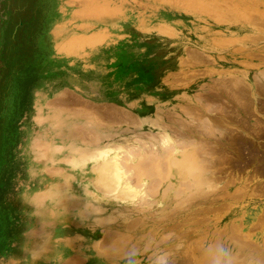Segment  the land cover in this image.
Returning a JSON list of instances; mask_svg holds the SVG:
<instances>
[{"label": "rangeland", "instance_id": "obj_1", "mask_svg": "<svg viewBox=\"0 0 264 264\" xmlns=\"http://www.w3.org/2000/svg\"><path fill=\"white\" fill-rule=\"evenodd\" d=\"M54 42L92 52L50 60ZM73 68L117 104L56 109ZM86 233L117 260L129 242L174 264H203L206 237L264 249V0H0V264Z\"/></svg>", "mask_w": 264, "mask_h": 264}, {"label": "crops", "instance_id": "obj_2", "mask_svg": "<svg viewBox=\"0 0 264 264\" xmlns=\"http://www.w3.org/2000/svg\"><path fill=\"white\" fill-rule=\"evenodd\" d=\"M83 8H85L84 12L86 13V6L84 5ZM119 19L120 22L116 24L120 25L118 27H120L119 29L124 36H128V32L131 28L136 29L140 24L138 18L125 17ZM83 26V36L86 37V20L83 21ZM101 29L102 25H99L97 30ZM68 35H70V33H68ZM58 44L60 43L54 42L50 44V48H48L47 52L51 56L48 59L86 61L89 58V54L92 52V48L86 43L79 46L75 45L74 42H67L63 48L61 44V48H57ZM102 47L106 46H100L94 50L93 53L98 54L99 49ZM109 59L114 60L115 56L112 55ZM72 71L75 77L74 79L69 80L65 85H59V87L54 88L56 95H60L61 92H64V94L57 97L59 105L56 109L60 111L71 106L74 108H84L86 112H89L94 105L117 104V99H119L120 96H118L109 85L102 82H87V71H77L76 68H73ZM66 95H68V99L67 97L65 98ZM141 109H143V106L138 102L139 111H136L138 121L141 123H148L153 117L147 113H141ZM85 121L84 123H88L89 120L86 119ZM52 250L50 255L43 261L45 264H119V260L109 257L108 252L99 245V240L90 233H86V236L83 237L73 236L64 238V240L58 242Z\"/></svg>", "mask_w": 264, "mask_h": 264}, {"label": "clouds", "instance_id": "obj_3", "mask_svg": "<svg viewBox=\"0 0 264 264\" xmlns=\"http://www.w3.org/2000/svg\"><path fill=\"white\" fill-rule=\"evenodd\" d=\"M207 192L215 189L209 184ZM169 236L164 237L168 240ZM203 264H264V249L247 246L231 237H206L198 246ZM116 255L119 264H174L172 253L165 247L129 242Z\"/></svg>", "mask_w": 264, "mask_h": 264}, {"label": "bare ground", "instance_id": "obj_4", "mask_svg": "<svg viewBox=\"0 0 264 264\" xmlns=\"http://www.w3.org/2000/svg\"><path fill=\"white\" fill-rule=\"evenodd\" d=\"M155 159V158H154ZM180 161V160H179ZM156 162V161H155ZM182 162H183V160H182ZM178 163V162H177ZM182 165H184V163H182ZM191 165V164H190ZM190 165H189V167H190ZM187 164L185 163V167H183V169H187ZM141 175V174H140Z\"/></svg>", "mask_w": 264, "mask_h": 264}]
</instances>
